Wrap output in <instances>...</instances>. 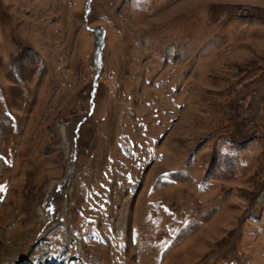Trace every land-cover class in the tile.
Masks as SVG:
<instances>
[{"label": "rangeland", "instance_id": "1", "mask_svg": "<svg viewBox=\"0 0 264 264\" xmlns=\"http://www.w3.org/2000/svg\"><path fill=\"white\" fill-rule=\"evenodd\" d=\"M17 262L264 264V0H0Z\"/></svg>", "mask_w": 264, "mask_h": 264}, {"label": "water", "instance_id": "2", "mask_svg": "<svg viewBox=\"0 0 264 264\" xmlns=\"http://www.w3.org/2000/svg\"><path fill=\"white\" fill-rule=\"evenodd\" d=\"M91 29H92V31L96 32L98 43L101 45H104V37L106 35L105 29L101 26H96V27L91 28Z\"/></svg>", "mask_w": 264, "mask_h": 264}, {"label": "trees", "instance_id": "3", "mask_svg": "<svg viewBox=\"0 0 264 264\" xmlns=\"http://www.w3.org/2000/svg\"><path fill=\"white\" fill-rule=\"evenodd\" d=\"M19 262H17L16 264H18Z\"/></svg>", "mask_w": 264, "mask_h": 264}]
</instances>
